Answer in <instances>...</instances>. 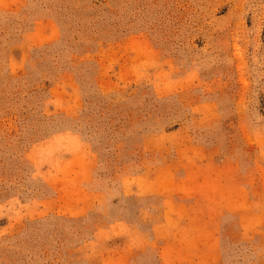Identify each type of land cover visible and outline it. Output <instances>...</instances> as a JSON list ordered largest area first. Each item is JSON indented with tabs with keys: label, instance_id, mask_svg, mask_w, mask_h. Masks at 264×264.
I'll return each instance as SVG.
<instances>
[{
	"label": "rangeland",
	"instance_id": "rangeland-1",
	"mask_svg": "<svg viewBox=\"0 0 264 264\" xmlns=\"http://www.w3.org/2000/svg\"><path fill=\"white\" fill-rule=\"evenodd\" d=\"M0 264H264V0H0Z\"/></svg>",
	"mask_w": 264,
	"mask_h": 264
}]
</instances>
